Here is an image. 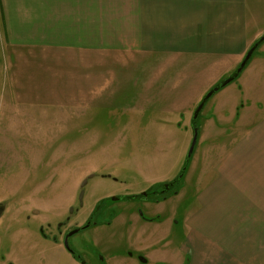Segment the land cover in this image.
Returning a JSON list of instances; mask_svg holds the SVG:
<instances>
[{"label":"crops","instance_id":"0c3cea01","mask_svg":"<svg viewBox=\"0 0 264 264\" xmlns=\"http://www.w3.org/2000/svg\"><path fill=\"white\" fill-rule=\"evenodd\" d=\"M263 33L264 0H0V54L8 75L0 101L35 118L42 109L57 111L53 85L63 77L59 65L70 70L65 102L71 105L83 96L73 92L74 66L88 70L90 63L109 61L111 69L143 70L145 77L139 72L131 77L136 81L133 102L159 103L153 110L158 127L182 134L169 147L168 168L151 186L171 181L180 171L195 123L194 154L175 194L193 197L194 208L185 212V233L178 241L151 237L157 223H139L136 214L124 217L122 223L133 220L130 232H136L129 246L146 251V261L153 264H259L264 237L251 238L247 231L264 229V95H253L264 91L263 75L246 65L235 84L205 102L198 123L192 113ZM252 106L263 113L251 124ZM82 110L85 114V105ZM234 124L244 127L236 139ZM227 134L234 140L227 143ZM144 232L145 239L139 237Z\"/></svg>","mask_w":264,"mask_h":264},{"label":"rangeland","instance_id":"374dc122","mask_svg":"<svg viewBox=\"0 0 264 264\" xmlns=\"http://www.w3.org/2000/svg\"><path fill=\"white\" fill-rule=\"evenodd\" d=\"M3 59L0 54V99L7 93ZM108 63H90L88 70L74 66L73 92L83 96L72 105L65 102L71 92V83L65 79L70 70L59 65L63 77L53 85L57 111L42 109L33 118L27 111L0 101V264H153L146 261V251H138L127 242L136 236L130 232L133 220L122 223L130 214L139 216V223H157L159 228L151 230L153 238L178 241L184 237L182 220L194 203L189 195L181 199L175 195L182 178L173 186L174 191L162 196L161 186H151L168 168L167 158L173 156L169 147L179 142L182 134L158 127L154 111L159 103L144 107L133 102L136 81L131 77L135 72L145 77L143 70L134 71L130 65L111 69ZM247 65L248 71L253 66L263 75L260 84L264 79V43ZM231 87L233 84L214 96ZM253 95L263 97L264 91L260 88ZM64 102L62 111L60 104ZM258 104L263 109V102ZM256 106L247 116L251 124L263 113ZM131 114L142 119L138 122ZM243 128V124H234V139ZM226 139L229 143L233 136L227 134ZM178 174L173 173L175 177ZM85 179L80 201L83 207L76 211L81 207L76 196ZM143 191L150 192L146 200L132 197ZM113 196L118 199H111ZM88 214L90 224L67 241L79 260L62 245V233L84 223ZM167 225L172 227L168 232ZM247 232L251 238L264 237V229ZM52 235H56V243ZM147 236L144 232L139 237Z\"/></svg>","mask_w":264,"mask_h":264},{"label":"water","instance_id":"95a60500","mask_svg":"<svg viewBox=\"0 0 264 264\" xmlns=\"http://www.w3.org/2000/svg\"><path fill=\"white\" fill-rule=\"evenodd\" d=\"M264 42V33L262 35H260L251 45L250 47L247 49V51L245 52L244 56L242 57L241 61L239 62V64L237 65V67L235 68V70L228 75L227 77H225L224 79H222L221 81H219L216 85H214L213 87H211L204 95L203 97L200 99V101L198 102V104L196 105L193 113H192V120L195 122L203 105L205 104V102L215 93L217 92L219 89L225 87L226 85H228L230 82H232L237 75L244 69V67L247 65L250 57L252 56L253 52ZM197 136H198V128L196 126V124L194 123L192 125V136H191V140H190V144L189 147L187 149L186 152V158L183 164V168L180 169L179 174L173 178L171 181L163 183L162 188L160 190V193H164L166 191H168L169 189H172L173 186L175 185V183L177 181H179L183 175V172L186 168V164L188 159L190 158L193 149L195 147V143L197 140ZM92 174L89 175V177H91ZM86 179L83 180V182L80 184L81 187H83L86 183ZM161 186V185H160ZM83 191H80L79 193V200H81ZM140 194H142L143 196L146 194L145 191L139 193L138 195H134L132 196L133 198L140 196ZM111 199L115 200L118 199L117 197L113 196L111 197ZM70 211H72V208H70ZM0 214H1V209H0ZM89 225V222L85 223L83 226H81L80 228H75L72 230H69L63 237V245L65 247V249H67V251H69L71 254H73L74 257H77L76 254H74V252L69 248L68 246V238L69 236H71L72 234L76 233L79 229H84Z\"/></svg>","mask_w":264,"mask_h":264},{"label":"flooded vegetation","instance_id":"af4514ba","mask_svg":"<svg viewBox=\"0 0 264 264\" xmlns=\"http://www.w3.org/2000/svg\"><path fill=\"white\" fill-rule=\"evenodd\" d=\"M82 188H83V187L80 186L79 191H78L79 193H80V191H83ZM145 192H146V194H145L144 196H143L142 194H140V197L145 198V200H146V199H147L146 197H147V195H149L150 192H147V191H145ZM79 193H77L78 195L76 196V200H77L78 205L81 206V207H80V208H77L76 211H78L79 209H81V208L83 207V205H81V202H80L81 200H79ZM151 193H153V191H151ZM96 204H97V203H96ZM93 209H94V208H93ZM138 210H139L140 212L142 211V210H140V209H138ZM93 211H94V210H93ZM93 211H92V212H93ZM90 213H91V212H90ZM90 218H91V215L88 214L86 220H84V223L76 224V225H75V228H80V227L83 226L85 223H87V221H88ZM89 224H90V222H89ZM93 224H95V223H93ZM60 225H61V223L58 225L57 230H58V228H60ZM75 228H73V229H75ZM70 230H72V229H70ZM68 231H69V230H68ZM68 231L66 230V231H64V232L62 233V245H63V237H64V235H65ZM42 232H44V231L42 230L41 233H42ZM46 234H47V233H46ZM46 234H45V236H46ZM52 237H53V238H52V241L56 243V241H55V240H56V235H54V236L52 235ZM63 246H64V245H63ZM68 252H69V251H68ZM69 253H70V252H69ZM72 255H73V254H72ZM73 257H74V256H73ZM75 258H76V259L78 258V259L80 260V257H79V256H77V257H75Z\"/></svg>","mask_w":264,"mask_h":264},{"label":"trees","instance_id":"16d2710c","mask_svg":"<svg viewBox=\"0 0 264 264\" xmlns=\"http://www.w3.org/2000/svg\"><path fill=\"white\" fill-rule=\"evenodd\" d=\"M240 73H241V72H240ZM240 73H239V74H240ZM239 74H238V75H239ZM238 75H237V76H238ZM190 157H191V156H190ZM183 173H184V172H183ZM182 176H183V175H182ZM181 178H182V177H181ZM162 185H163V184H162ZM162 185H161V187H162ZM168 191H174V187H173L172 189H169ZM164 194H165V192H164V193H160L161 196L164 195Z\"/></svg>","mask_w":264,"mask_h":264}]
</instances>
